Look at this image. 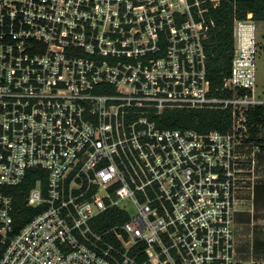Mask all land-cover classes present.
<instances>
[{
  "label": "built area",
  "instance_id": "1",
  "mask_svg": "<svg viewBox=\"0 0 264 264\" xmlns=\"http://www.w3.org/2000/svg\"><path fill=\"white\" fill-rule=\"evenodd\" d=\"M205 1L0 0V264H264L239 229L262 151L255 20L235 19L214 88ZM227 108L225 132L162 123ZM33 169L19 221L8 188Z\"/></svg>",
  "mask_w": 264,
  "mask_h": 264
},
{
  "label": "trees",
  "instance_id": "2",
  "mask_svg": "<svg viewBox=\"0 0 264 264\" xmlns=\"http://www.w3.org/2000/svg\"><path fill=\"white\" fill-rule=\"evenodd\" d=\"M203 6L208 9L205 13L206 19L214 21L205 39L208 76L214 88L221 87L224 78L231 74L235 19H246L248 14L252 13L255 20L264 21V0H219L216 6L212 0H206ZM227 95H232V92H227ZM247 117L250 132L247 141H253L255 145L260 146L262 151L257 153V159L264 167V135H261L264 129V103L250 107ZM163 118L162 123L167 127L195 128L205 131L216 129L225 132L232 125V110L231 108L176 109L166 112ZM42 173L46 174L47 172L44 169L30 170L23 183L8 188L14 197L19 221L28 220L29 217L26 215L28 209L31 216L39 211V208L26 207V196ZM255 203L258 208L264 209V181H258L256 185ZM117 213L118 210L112 212L113 215ZM112 218L116 220L115 216ZM255 228L254 252L257 256H262L264 255V230L262 227Z\"/></svg>",
  "mask_w": 264,
  "mask_h": 264
},
{
  "label": "rangeland",
  "instance_id": "3",
  "mask_svg": "<svg viewBox=\"0 0 264 264\" xmlns=\"http://www.w3.org/2000/svg\"><path fill=\"white\" fill-rule=\"evenodd\" d=\"M255 20V19H254ZM255 34L258 44V88L257 92L258 95L264 99V21L255 20ZM261 135H264V129L261 132ZM257 183L258 181H264V167L259 162L257 167ZM257 185V184H256ZM256 193V189H255ZM250 192L247 193V196L250 197ZM253 200H249L246 204L248 209L252 208ZM250 218V220H248ZM241 227V239L242 243L247 246L252 241V235H254L255 227H262L264 230V209L258 208L255 203V196H254V207L252 211L246 210L241 216L240 220Z\"/></svg>",
  "mask_w": 264,
  "mask_h": 264
}]
</instances>
